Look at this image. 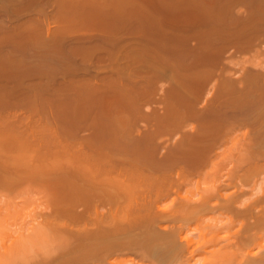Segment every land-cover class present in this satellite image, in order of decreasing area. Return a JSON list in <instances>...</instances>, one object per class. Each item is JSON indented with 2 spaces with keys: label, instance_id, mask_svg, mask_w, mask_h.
<instances>
[{
  "label": "bare ground",
  "instance_id": "6f19581e",
  "mask_svg": "<svg viewBox=\"0 0 264 264\" xmlns=\"http://www.w3.org/2000/svg\"><path fill=\"white\" fill-rule=\"evenodd\" d=\"M4 198L0 264H264V0H0Z\"/></svg>",
  "mask_w": 264,
  "mask_h": 264
},
{
  "label": "rangeland",
  "instance_id": "374dc122",
  "mask_svg": "<svg viewBox=\"0 0 264 264\" xmlns=\"http://www.w3.org/2000/svg\"><path fill=\"white\" fill-rule=\"evenodd\" d=\"M32 194H33V193L30 194V196H29L30 198L28 197L29 199H31V198H35V195H34V194L32 195ZM24 196H25V195H24ZM31 196H32V197H31ZM0 200L2 201V199H0ZM14 200L16 201V198H15ZM14 200H13V201H12V200H7V202L9 201L8 203L11 202V204H12V202H13L12 205H14V203H19V202H20V201H19V198H17V202H14ZM26 200H27V199H26ZM1 201H0V204H2V205H0V214L3 215L5 218H7L8 214L11 213V212H10V213L7 212L8 209L10 208L9 211H10V210L12 211L13 208H14L16 205H15L14 207H12V208L9 207V208L7 209V208H5V207L7 206V205L5 204V203H6L5 198H4V200L2 201L3 203H1ZM4 201H5V202H4ZM28 202H30V201L28 200ZM30 203H31V202H30ZM4 204H5L6 206H5ZM11 204H10V205H11ZM31 204H32V203H31ZM2 206H3V208H5V209H3V212L1 211ZM4 206H5V207H4ZM8 206H9V205H8ZM25 207H27V208H22L23 212H20L19 210H17L18 208L15 207L14 209H15L16 211H14V212H17V215H18V214H22V217H23L24 214L26 213L25 211H28V212H30L29 214H31V213H32L31 211H33V210H31V209H33V207H34L33 204H32V205H30V204H29V205H26ZM16 208H17V209H16ZM29 210H31V211H29ZM6 212H7L8 214H6ZM28 212H27V213H28ZM23 213H24V214H23ZM33 213H34V211H33ZM14 214H15V216H14ZM10 216H11V215H10ZM18 216H19V215H18ZM18 216H17V217H18ZM8 217H9V216H8ZM15 217H16V213H13V212H12V217H11V218L13 219V218H15ZM11 218L9 217V222L12 221ZM10 220H11V221H10ZM11 227H12V226H11ZM14 228H15V226H14ZM14 228H12V229H13V233H12V234H14V232L16 233V231H14V230H15ZM10 229H11V228H10ZM10 229H9V230H6V232H4V235H3V237L6 236L5 239H6L8 236H10V237L8 238V241H7V240H4V241H3V240H2L3 237L1 236V238H0V240H2V241H0L1 243H2V242H3V244H4V243H9V239H10L11 236H12V235L9 234V233L11 232ZM12 229H11V230H12ZM16 229H17V231H18V228H17V227H16ZM9 231H10V232H9ZM6 233L9 234V235H7ZM12 237H15V235L12 236ZM1 243H0V245H1V246H0V250L3 249V247H2L3 244H1ZM5 245H7V244H4V247H5ZM2 251H3V250H2Z\"/></svg>",
  "mask_w": 264,
  "mask_h": 264
}]
</instances>
